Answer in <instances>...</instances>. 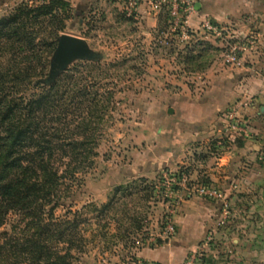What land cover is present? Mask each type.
I'll return each mask as SVG.
<instances>
[{
	"label": "rangeland",
	"instance_id": "1",
	"mask_svg": "<svg viewBox=\"0 0 264 264\" xmlns=\"http://www.w3.org/2000/svg\"><path fill=\"white\" fill-rule=\"evenodd\" d=\"M61 1L66 4L58 10L64 28L58 31V23L51 21L49 53L39 42L41 35H36L35 44L45 52L46 63L41 71L32 70L36 75L32 73L29 88L48 78L57 40L68 35L82 39L95 59L75 60L64 72H82V85L86 80L88 90L102 102L92 116L74 107L69 110L68 137L83 133L76 128L77 117L85 118L89 139L84 155L90 149L95 155L67 168L75 175L64 180L69 188L65 208H57L54 216L62 218L68 210L80 212V234L86 242L82 253H73V264H139L138 251L161 243L168 223L175 231L180 199H185L186 184L192 185L185 177L193 168L190 162L172 172L160 168L166 157L159 154L164 147L156 130L166 108L178 98L203 94L209 70L227 65L228 46L222 41L223 31L220 36L205 29L196 33L182 25L187 14L159 0H146L158 12L159 27L155 29L143 27L135 19L142 0H136L134 6L133 0ZM47 3L0 0V19L18 6L36 8ZM7 44L0 38V79L23 70L24 54L17 44ZM91 63H99V69L91 68ZM78 64L86 65L79 68ZM63 170L61 166L59 171ZM12 220L9 217L1 231L8 232Z\"/></svg>",
	"mask_w": 264,
	"mask_h": 264
},
{
	"label": "crops",
	"instance_id": "2",
	"mask_svg": "<svg viewBox=\"0 0 264 264\" xmlns=\"http://www.w3.org/2000/svg\"><path fill=\"white\" fill-rule=\"evenodd\" d=\"M141 2L135 19L159 27L158 12ZM194 7L183 26L198 33L209 22L225 44L242 49L237 63L209 70L203 94H185L166 108L156 130L166 157L160 168L172 172L190 162V187L206 182L222 197L185 189L174 234L136 256L139 264H182L210 235L203 264H264V0H194ZM232 117L236 130L228 129Z\"/></svg>",
	"mask_w": 264,
	"mask_h": 264
},
{
	"label": "trees",
	"instance_id": "3",
	"mask_svg": "<svg viewBox=\"0 0 264 264\" xmlns=\"http://www.w3.org/2000/svg\"><path fill=\"white\" fill-rule=\"evenodd\" d=\"M60 7L66 4L48 0L36 8L18 6L0 19V38L8 47L17 44L25 56L21 72L0 79V264H73V253L80 254L85 247L77 217L80 212L68 210L62 218H55L54 212L65 208L69 188L64 180L75 175L67 168L95 155L93 149L84 155L89 139L85 118L77 117L80 123L76 128L83 133L68 137L69 110L74 107L92 116L102 100L88 90L86 80L82 85L79 71H66L54 81L46 79L29 88L32 70L41 71L46 63L35 37L41 35L39 42L51 52V42L47 41L51 21L58 23V31L64 28L58 15ZM38 45L39 51H35ZM89 65L99 69V63ZM61 166L63 172L59 171ZM189 175L187 170L186 179ZM185 188L189 190L190 185ZM11 216L14 220L9 231H1ZM204 260L203 255L202 263Z\"/></svg>",
	"mask_w": 264,
	"mask_h": 264
},
{
	"label": "built area",
	"instance_id": "4",
	"mask_svg": "<svg viewBox=\"0 0 264 264\" xmlns=\"http://www.w3.org/2000/svg\"><path fill=\"white\" fill-rule=\"evenodd\" d=\"M161 3H168L171 5L173 9L179 10L180 12L190 15L194 13V0H159ZM137 1L133 0V6L136 5ZM203 29L207 32L213 33L214 35H221V30L217 29L215 26L211 25L209 22H204L202 24ZM183 29V28H182ZM227 53L225 54V61L233 65L238 61V54L241 51V46L238 44H230L227 45ZM240 124L232 117L228 120V129L236 130L238 129ZM191 191L198 196L210 200H217L220 201L222 194L221 192L209 185L197 184L192 186ZM222 207L225 208L226 204H222ZM174 234V227L171 223H168L166 226L165 231L163 232V239H167ZM212 242V237L207 235L204 240L201 242L200 246L197 250L182 264H203L201 261V257L205 253V249L209 246Z\"/></svg>",
	"mask_w": 264,
	"mask_h": 264
},
{
	"label": "water",
	"instance_id": "5",
	"mask_svg": "<svg viewBox=\"0 0 264 264\" xmlns=\"http://www.w3.org/2000/svg\"><path fill=\"white\" fill-rule=\"evenodd\" d=\"M92 59H95V55L89 50L87 44L82 39L62 35L57 40V45L50 62L47 80H54L75 60Z\"/></svg>",
	"mask_w": 264,
	"mask_h": 264
}]
</instances>
